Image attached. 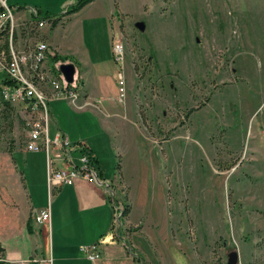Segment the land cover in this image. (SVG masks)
<instances>
[{
	"label": "rangeland",
	"instance_id": "rangeland-1",
	"mask_svg": "<svg viewBox=\"0 0 264 264\" xmlns=\"http://www.w3.org/2000/svg\"><path fill=\"white\" fill-rule=\"evenodd\" d=\"M77 1L6 0L21 8L12 21L19 48L44 41L27 8L59 18ZM97 6L112 8L115 23L94 18ZM112 27L116 37L121 30L135 108L153 142L133 126L136 145L117 143L120 154L109 149L101 158L108 178L122 163L130 185L134 223L121 214L112 234L126 240L140 234L142 244L134 243L151 264H229L232 252L236 264H264V0H97L65 29L59 27L56 37L66 49L76 46L79 33L104 59ZM11 104L10 112L0 104L4 201L15 187L5 158L25 148L33 117L23 104ZM19 167L25 173L23 161ZM117 188L122 203L127 188ZM4 207L0 238L15 218ZM47 253L53 264L51 236Z\"/></svg>",
	"mask_w": 264,
	"mask_h": 264
},
{
	"label": "crops",
	"instance_id": "crops-1",
	"mask_svg": "<svg viewBox=\"0 0 264 264\" xmlns=\"http://www.w3.org/2000/svg\"><path fill=\"white\" fill-rule=\"evenodd\" d=\"M96 2L97 0L92 1L79 12L69 15L66 22H59L53 28L49 24L39 28L51 52L71 56L78 62V67H75L81 91L78 106L60 99L50 102L48 131L51 138L61 134L67 136L72 143H83L95 160L99 177L113 182L115 192L119 191L117 188L119 184L127 188L128 204L131 207L127 222L134 223L131 220L133 206L130 185L124 166L120 163V171L117 170L118 174L112 178H108L101 167V158L103 154L110 153L109 149L120 154L122 150L119 144L124 145L127 141L132 143V147L136 145L134 142L136 140L132 142L131 138L135 134L134 127L150 141L146 129L139 122L140 118L132 94L134 75L128 76L127 69H132L128 64L126 69L124 67L127 76L125 103L118 101L119 91L112 43L121 39V30L116 37L115 29L108 28L112 35L108 33L110 39L108 38L107 55L104 59L97 54L98 46L85 44L79 33L74 42L76 46L72 44L73 46L70 45L66 49L60 46L56 37V30L59 27L65 29L77 14L86 11ZM93 9H95L93 13L96 16L94 18L103 19L106 24L107 21L115 23L112 8L104 10L97 6ZM103 65L106 66L105 69ZM95 135L97 143L93 139ZM166 149L167 165L170 168L169 148L166 146ZM80 155L79 150L72 152V159L76 165L79 164ZM5 159V167L10 170L15 187L12 189L13 195L10 199L7 198L6 201L0 199V223L3 222L4 205L12 209L15 218L9 224L12 228L8 230L7 237L0 238V243L5 249V258L10 264H30L31 262L50 264L51 259L47 253L50 236L53 264H151V261H146L136 247V244L137 246L142 244L139 241L141 240L140 234L127 240L118 233L117 238L112 234L115 220L113 205L115 197L113 198L107 190L88 181L76 180L73 185L63 186L50 196L47 186L48 164L45 152H32L24 148L7 155ZM21 161L24 163L25 173L20 170ZM60 165L65 166V163L62 162ZM166 171L168 170L163 169L165 192L167 190L164 178ZM165 200L167 201V197ZM123 201L124 199L122 203L121 201L118 203L123 205ZM48 205L51 210L50 224H35L32 218L33 212ZM29 224L32 232H29ZM140 225L144 230V225L141 223ZM56 231L57 239L55 238ZM74 238L76 240L73 241ZM91 244H97L101 253V259L96 263L88 260L82 251L83 246ZM152 254L154 255L153 252ZM179 256L183 260L186 259L182 252H179Z\"/></svg>",
	"mask_w": 264,
	"mask_h": 264
},
{
	"label": "built area",
	"instance_id": "built-area-1",
	"mask_svg": "<svg viewBox=\"0 0 264 264\" xmlns=\"http://www.w3.org/2000/svg\"><path fill=\"white\" fill-rule=\"evenodd\" d=\"M20 9V8H19ZM18 7H9L6 0H0V74H5L12 84H3L6 88L10 103H21L33 115L29 123L26 150L43 151L47 156L48 172L47 186L51 196L63 186L73 185L76 180L88 181L107 190L114 198L113 182L101 179L96 168L95 160L83 143H72L67 136L57 134L50 138L48 124L50 121L49 103L52 100H66L71 105L78 106L79 78L69 84L59 71V65L70 62H57L52 65L50 57L55 54L50 51L44 41H39L26 48H19L14 38L13 16ZM31 20L36 27H44L53 22L50 18L41 17V11L27 8ZM65 11L63 13L66 14ZM66 17V16H62ZM113 60L116 65V82L118 86V101L123 102L126 96V76L124 73L125 51L119 41L112 43ZM57 70V72L53 69ZM40 88H51V95H40ZM79 150V164L72 159V152ZM64 162L65 166L60 163ZM115 208L114 224L119 222L121 203L113 200ZM32 218L35 224H50V205L37 209ZM87 259L93 263L101 259L97 244L82 247Z\"/></svg>",
	"mask_w": 264,
	"mask_h": 264
},
{
	"label": "trees",
	"instance_id": "trees-1",
	"mask_svg": "<svg viewBox=\"0 0 264 264\" xmlns=\"http://www.w3.org/2000/svg\"><path fill=\"white\" fill-rule=\"evenodd\" d=\"M92 1H94V0H78L72 6V8H70V10L67 11L66 14H64V15L61 14V15L62 16H67V15L69 16V15L75 14V13L79 12L81 9H83L86 5L91 3ZM52 16L56 17L57 14L47 13L45 18H50ZM61 17L53 20L52 27H55L61 21V19H62ZM50 61H51L52 65L57 63V62H71V63L75 64L76 67H78V62L75 60V58H73L71 56H62V55L55 53V54L51 55ZM53 69L57 72V70L54 68V66H53ZM3 84H12V82L5 74H0V104L3 107L4 111L7 110V112H10L13 110V106L4 97V93H3L2 88H1V86ZM79 85H80V81H79ZM202 105H204V103ZM190 113H191V111L186 113V119L189 117ZM10 125L12 127V125H13L12 121H10ZM11 154H12V151H11ZM117 170L120 171V163L117 164ZM126 197H124V201H123L124 202V210H123L124 212H122L123 219L127 218L128 215L130 214V211H131V207L128 204V198H126ZM28 229H29V232H32V228H31L30 224L28 225ZM0 264H10L5 258V249L1 245V243H0ZM34 264H38V263H34Z\"/></svg>",
	"mask_w": 264,
	"mask_h": 264
},
{
	"label": "water",
	"instance_id": "water-1",
	"mask_svg": "<svg viewBox=\"0 0 264 264\" xmlns=\"http://www.w3.org/2000/svg\"><path fill=\"white\" fill-rule=\"evenodd\" d=\"M140 31H144L145 24L143 22H138L135 25ZM59 71L63 75L64 79L71 84L74 80V75L76 74V67L73 63H62L59 65ZM237 263V254L232 252L229 254V264Z\"/></svg>",
	"mask_w": 264,
	"mask_h": 264
},
{
	"label": "bare ground",
	"instance_id": "bare-ground-1",
	"mask_svg": "<svg viewBox=\"0 0 264 264\" xmlns=\"http://www.w3.org/2000/svg\"><path fill=\"white\" fill-rule=\"evenodd\" d=\"M54 19H56V17H54ZM1 88H2V91L4 93L5 99L9 101L8 94H7V91H6L5 86L2 85ZM80 94H81V91L78 88V95L80 96ZM40 95H51V88H40ZM123 209H124V205H121V209H120V212H119V216L122 214Z\"/></svg>",
	"mask_w": 264,
	"mask_h": 264
}]
</instances>
